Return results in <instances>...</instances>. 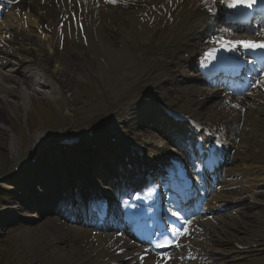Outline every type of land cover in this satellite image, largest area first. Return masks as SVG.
<instances>
[{
    "label": "bare ground",
    "instance_id": "obj_1",
    "mask_svg": "<svg viewBox=\"0 0 264 264\" xmlns=\"http://www.w3.org/2000/svg\"><path fill=\"white\" fill-rule=\"evenodd\" d=\"M203 17L204 11L196 0L21 1L16 14H9L7 17L12 23H6L0 28V66L15 70L9 75L0 72V134L3 136V142H0V155L6 151L11 159H16V154L22 150L17 143L19 139L13 132V123L5 124L2 119L13 117L17 111L19 113L21 108L25 107L24 121L29 127L27 121H30V117L26 111V100L33 96L49 93L61 96L64 94L66 103L71 106L72 102L77 100L75 91L72 90L73 83L84 79L96 82L99 94L97 100L92 101L93 98H90L85 100L87 102L82 101L80 106L84 103L82 107L86 108L78 114L81 116L77 117L76 122L71 124L72 128L81 127L80 131L85 132L99 119L112 115L123 103L138 98L143 91L142 83L145 80L172 77L177 78L178 81L185 79L188 82L178 84L173 89H164L161 91L162 94H157L158 99L161 96L167 98L169 102L177 104L178 107L197 118L210 119L213 122L216 121V124H226L225 129L228 131L223 136L232 142L238 140V155L241 158H247L252 153L262 156L261 160L264 161V91L252 93L253 99L245 102L247 109L244 110L243 115L241 112L234 114V108L222 103V98L215 91L216 89L207 90L199 85H193L196 84L199 76L187 71H184L186 75L183 72L174 73L173 66L168 68L169 64L175 62L177 66H186L191 62L189 59L199 53V45L185 40L184 35L188 33L187 28L190 25L198 23ZM25 25L27 27H24ZM58 25L61 26L57 30ZM73 25L76 26L77 31L73 30ZM165 36L166 41L172 44L174 49H169L163 40H158ZM196 36H199L198 32L190 38L193 39ZM58 37L70 38L66 52L60 50ZM151 44L155 47L150 48ZM170 53L174 54V58L169 55ZM145 61L148 62L146 68L142 66ZM93 73L97 74L92 76ZM99 74L108 77L109 80L100 84L96 79L100 77ZM149 88L158 92L154 84H151ZM162 102L166 103V100L163 99ZM68 115L71 116V113H66L64 110L61 116L69 118ZM232 122H237L238 126L230 127L229 123ZM42 128L28 129L29 134L31 133L28 148L34 149L33 154L38 155L35 162L31 164L33 167H38L41 159L49 155L42 149L43 143L45 141L56 143V136L60 133L54 126L50 127L52 131L48 128L46 132H43ZM107 154L111 155L112 152L107 151ZM110 157L111 161L107 160L106 167L107 164L110 166L118 164L117 161L112 160L113 156ZM124 157H127L131 163H140L148 168V164L143 163L144 159L141 160L130 154H124ZM44 167V174L55 179L53 169L46 164ZM34 181H38V184L42 182L46 186L41 196L46 197L47 200L39 199L43 203L38 204L39 210L43 208L45 212L52 211L54 207L51 202L56 198L54 187L56 182L52 179L45 182L42 178H34ZM5 183L8 182L5 181ZM5 183L0 184L9 190L14 189ZM128 187L130 188V185ZM107 189L110 190L109 187ZM240 190L243 189L240 188ZM86 195L84 193L82 198ZM23 202H21L22 205ZM19 206L21 207L17 204L15 207L0 210V224L7 222L5 218L13 219L21 216L24 217L23 220L27 217L29 222L38 218L36 213H20ZM243 213L246 218L253 216L250 211L244 210ZM43 216L45 218L41 219L38 226L22 228L25 234H28L25 237L31 247L36 243V239L33 238L45 237L43 242L45 251L40 249L36 251L35 246L32 247L35 256L41 255L38 258L41 263L46 261L45 264H129L131 262L132 258L128 257L130 259L125 260V256L132 251L126 250L117 255L115 250L127 246L113 242L111 247L113 245L116 247L112 249L106 244L110 238H97L93 242L96 244H92L88 250L79 251L76 248L64 250V246L58 244H64L69 238L74 239L79 233V228L67 226L66 222L54 215L43 213ZM243 224H246L250 231H254V226L257 224L264 227V217L260 216L257 221L251 220L249 223L243 221ZM259 226H257L258 229ZM234 230H237L239 234L235 231L236 235L232 234L233 237H221V242L231 245L224 254L229 252L236 257L240 251L235 247L232 239L234 238L238 241L236 243L241 245L251 244V242L248 239L243 240L245 232L241 233L238 225L234 226ZM102 233L97 235L101 236ZM119 234L111 233L109 236H120ZM239 235L241 237H238ZM217 241L220 240L217 239ZM263 242L264 240L261 244ZM52 254L59 257L50 263L48 259ZM222 262L226 261L218 259L216 263L213 260H207V264H223ZM151 263L152 260L149 259L142 262V264Z\"/></svg>",
    "mask_w": 264,
    "mask_h": 264
},
{
    "label": "rangeland",
    "instance_id": "obj_2",
    "mask_svg": "<svg viewBox=\"0 0 264 264\" xmlns=\"http://www.w3.org/2000/svg\"><path fill=\"white\" fill-rule=\"evenodd\" d=\"M65 41V47L63 48L62 52H66V50L68 49V45H69V41L68 40H64ZM77 85L80 84H86V81L84 80H77ZM73 89L76 93H78V96H81V94L79 93L77 86L75 87V85H73ZM40 96L38 97H31V100H26V107H27V112L28 114H32L33 117H36V115L38 116V114H40L39 112H35V109H33V107H37L38 104L40 103ZM44 97V96H43ZM81 103H77V105L80 106ZM75 105V104H74ZM73 105V107H74ZM83 105V104H82ZM81 105V106H82ZM25 107L21 108V113L18 111L16 112V114L11 117H4L2 120L4 121L5 124H9L13 126V132L15 133V136L19 139V141H17L18 145L22 147V150L20 151L19 154H16V160L14 159H10V157L8 156L7 152H2L0 155V171L1 170H5L4 173H1L3 176L0 175V183L4 182V179H7L8 176H12L13 175V166H10V163L14 164V161L16 162L15 164H19V163H23L27 160V156H29V152H30V148H28L29 145V141H30V134L29 135H19V132L17 131L18 126L16 127L14 123H18L19 126L21 127L22 123L25 124L24 119H25ZM58 112V111H57ZM38 113V114H37ZM57 116H59V113H56L54 120L57 118ZM59 119H62L60 117H58ZM11 119V120H10ZM39 121V120H38ZM37 121V122H38ZM11 122V123H10ZM42 121L38 122V126L37 127H43L42 131L46 132L48 130V128L50 129V127L55 124L53 121H50V123H41ZM66 122V120L60 122V124ZM68 123V122H67ZM27 124L30 125V121H27ZM44 124V125H43ZM57 124V123H56ZM32 128V127H31ZM36 128V127H35ZM33 128V129H35ZM32 130V129H31ZM52 131V130H51ZM3 136L0 134V142H3ZM45 160V159H44ZM45 163H49V160L46 159L45 161H43ZM6 170H8V172H6ZM7 173V174H5ZM5 174V175H4ZM16 175L12 176V182L17 185V189L15 188V192L20 194L21 196L23 195H28L26 192V187L20 183L17 182L18 178H16ZM21 179V178H20ZM7 181V180H6ZM31 186H33V190H40V187L35 183L31 184ZM1 184H0V210H6L12 207V205L17 204L19 201H17L16 196H13L11 194L10 196L4 197V190L3 188H1ZM30 197V195H28ZM22 199V198H21ZM7 221L4 224H0V232H3V230L5 229H10L12 232L7 234V241H3L0 242V264H45L46 261H44L43 263H41L38 258L39 256H41L40 254L37 256H35V251L33 252V250L35 249L37 250H44V245L43 242L45 241V237L42 236H37L33 239H36V243H35V248L34 246H30L31 244L27 242V239L25 237V235L27 236L28 234H25V231L22 230L23 226H38L39 223L38 221H34V222H29L28 220H23L21 218H14V219H6ZM0 236H3V234H0ZM82 241L85 244L90 245L91 241L89 240V236L87 234H79L76 238H75V242L72 245H63L65 246L64 250L69 251V248H73L76 250L81 249L82 247L80 245H78V242L80 243ZM81 244V243H80ZM81 244V245H82ZM59 245V244H58ZM62 246V245H60ZM61 256V255H60ZM59 256L55 257V255H50L49 257V262L51 263V261H55ZM35 258V259H34ZM52 258V259H51Z\"/></svg>",
    "mask_w": 264,
    "mask_h": 264
},
{
    "label": "snow or ice",
    "instance_id": "obj_3",
    "mask_svg": "<svg viewBox=\"0 0 264 264\" xmlns=\"http://www.w3.org/2000/svg\"><path fill=\"white\" fill-rule=\"evenodd\" d=\"M216 2L217 0H212V3H216ZM219 2L222 4H226L228 8L245 7L250 9L257 4L258 0H219ZM205 6H207V0H205ZM208 10L210 12L213 11L211 7H209ZM214 42L219 43L220 47L226 51H236L239 48L252 49V50L264 49V40H260V41L226 40L223 37H221L219 40L214 38ZM209 55L212 57V59H215V55L213 54V52H210ZM258 83L264 84V80H260L258 81ZM175 215H179V214L177 213ZM160 246L163 245L157 244V247Z\"/></svg>",
    "mask_w": 264,
    "mask_h": 264
}]
</instances>
